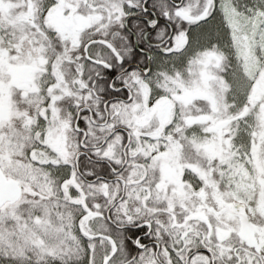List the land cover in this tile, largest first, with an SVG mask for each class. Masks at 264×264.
Here are the masks:
<instances>
[{
  "label": "snow or ice",
  "instance_id": "snow-or-ice-1",
  "mask_svg": "<svg viewBox=\"0 0 264 264\" xmlns=\"http://www.w3.org/2000/svg\"><path fill=\"white\" fill-rule=\"evenodd\" d=\"M0 264H264V0H0Z\"/></svg>",
  "mask_w": 264,
  "mask_h": 264
}]
</instances>
